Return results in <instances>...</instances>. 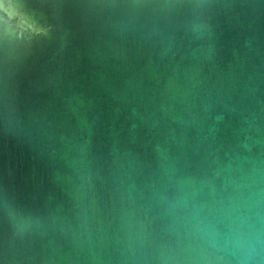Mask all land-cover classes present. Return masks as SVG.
<instances>
[{
  "label": "water",
  "instance_id": "1",
  "mask_svg": "<svg viewBox=\"0 0 264 264\" xmlns=\"http://www.w3.org/2000/svg\"><path fill=\"white\" fill-rule=\"evenodd\" d=\"M0 264H264V0H0Z\"/></svg>",
  "mask_w": 264,
  "mask_h": 264
}]
</instances>
